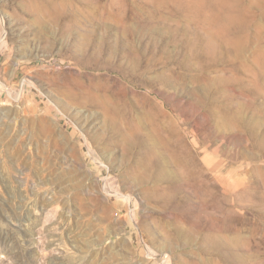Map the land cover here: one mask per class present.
Returning <instances> with one entry per match:
<instances>
[{
	"label": "rangeland",
	"instance_id": "obj_1",
	"mask_svg": "<svg viewBox=\"0 0 264 264\" xmlns=\"http://www.w3.org/2000/svg\"><path fill=\"white\" fill-rule=\"evenodd\" d=\"M230 3L0 0V264H264V0Z\"/></svg>",
	"mask_w": 264,
	"mask_h": 264
},
{
	"label": "bare ground",
	"instance_id": "obj_2",
	"mask_svg": "<svg viewBox=\"0 0 264 264\" xmlns=\"http://www.w3.org/2000/svg\"><path fill=\"white\" fill-rule=\"evenodd\" d=\"M114 1H116V0H114ZM118 1V0H117ZM159 1V0H158ZM165 1V0H164ZM231 1V0H230ZM230 1H228V0H183V2L185 3V4H188L189 6L191 5V6H195V7H197V10L196 11H200L199 9H201L202 7H204V6H208L209 4H213V5H215L217 8H221V9H224L225 8V6L226 5H231V3H230ZM171 2V1H170ZM169 2V3H170ZM174 2V1H173ZM234 2V1H233ZM116 3V2H115ZM114 3V4H115ZM160 4V3H159ZM131 5V4H130ZM165 5V4H164ZM233 5V4H232ZM113 6V5H112ZM134 6V5H133ZM168 6V5H167ZM152 7V6H151ZM163 7V6H162ZM171 7V6H170ZM209 7V6H208ZM239 7H240V5H239ZM117 8V7H116ZM120 8V7H119ZM164 8V7H163ZM169 8V7H168ZM199 8V9H198ZM231 8H232V6H231ZM180 9V8H179ZM188 9H190V8H188ZM121 10V9H120ZM195 10V9H194ZM203 10V9H202ZM205 10V9H204ZM213 10H214V8H213ZM226 10V9H225ZM231 10V9H230ZM236 10V9H235ZM122 11V10H121ZM181 11V10H180ZM206 11V10H205ZM241 11V10H240ZM223 12H225V11H223ZM192 13V12H191ZM196 13V12H195ZM218 13V12H217ZM228 13V12H227ZM135 14V13H134ZM206 14V13H205ZM214 15V14H213ZM202 16V15H201ZM207 16V15H206ZM205 16V17H206ZM231 16V15H230ZM136 17V16H135ZM240 17V16H239ZM238 17V18H239ZM225 18V17H224ZM232 18V17H231ZM202 19V18H201ZM236 19V18H235ZM227 20V19H226ZM234 20V19H233ZM232 20V21H233ZM244 20V19H243ZM146 21V20H145ZM201 21H203V20H201ZM231 21V22H232ZM236 21H237V19H236ZM129 22V21H128ZM224 22V21H223ZM222 22V23H223ZM230 22V23H231ZM241 22V21H240ZM242 22H244V21H242ZM236 23V22H235ZM122 24V23H121ZM212 24V23H211ZM214 24V23H213ZM227 24V23H226ZM225 24V25H226ZM232 24H234V23H232ZM240 24V23H239ZM244 24V23H243ZM224 25V24H223ZM235 25V24H234ZM242 25V24H241ZM120 26V25H119ZM221 26V25H220ZM219 26V27H220ZM230 26V25H229ZM238 27H239V25H237ZM223 27V26H222ZM236 28V29H239V28ZM153 28V27H152ZM233 28V27H232ZM224 29V28H223ZM211 30V29H210ZM231 30V29H230ZM222 31V30H221ZM217 33V32H216ZM222 33V32H221ZM224 33V32H223ZM228 33V32H227ZM145 34V33H144ZM213 35V34H212ZM219 35H224V34H219ZM223 37V36H222ZM209 43V42H208ZM160 45V44H159ZM159 47V46H158ZM217 50V49H216ZM156 58V57H155ZM158 58V57H157ZM231 87V86H230ZM227 90V89H226ZM229 93H231V92H229ZM118 103V102H117ZM163 115V114H162ZM169 118H170V116H169ZM166 121V120H165ZM171 131V130H170ZM174 131H176V130H174ZM238 134V133H237ZM243 134V133H242ZM173 135V134H172ZM245 135V134H244ZM170 137V136H169ZM241 138V136H238V138ZM244 137V136H243ZM250 138V137H249ZM162 139V138H161ZM167 139V138H166ZM174 139V138H173ZM261 143V142H260ZM182 152V151H181ZM152 159V158H151ZM158 159V158H157ZM185 160H186V158H185ZM235 174V173H234ZM259 180V179H258ZM177 182V181H176ZM236 184V183H235ZM259 186V185H258ZM263 188V187H262ZM249 189V188H248ZM245 191V190H244ZM219 203V202H218ZM260 207V206H259ZM231 208V207H230ZM222 210V209H221ZM254 210V209H253ZM202 213V212H201ZM217 213V212H216ZM194 218V217H193ZM198 221H193V224H195V225H198V223H197ZM212 222V221H211ZM210 222V223H211ZM214 223V222H213ZM208 226V225H207ZM210 229L211 228H214V227H218V229L219 228H227L228 227V225L225 223V221H221V223L219 224V225H214V224H211L210 226H208ZM204 228V227H203ZM237 229V228H236ZM233 231V230H232ZM236 231V230H235ZM234 231V232H235ZM209 236V235H208ZM236 238V237H235ZM214 250L216 251V252H220V250H221V248H219V247H215L214 248ZM226 251V250H225ZM235 257H237L238 259H240L241 257L240 256H238L237 254H235V253H232V252H228L226 255H224V256H222V260H223V264H231V262L233 261V260H235ZM240 257V258H239ZM242 259V258H241ZM221 260V261H222ZM246 261V260H245Z\"/></svg>",
	"mask_w": 264,
	"mask_h": 264
}]
</instances>
